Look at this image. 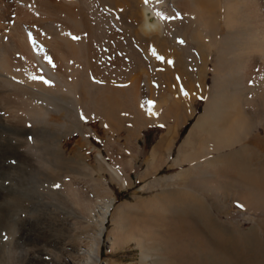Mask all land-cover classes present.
<instances>
[{"label":"bare ground","instance_id":"obj_1","mask_svg":"<svg viewBox=\"0 0 264 264\" xmlns=\"http://www.w3.org/2000/svg\"><path fill=\"white\" fill-rule=\"evenodd\" d=\"M211 18L220 34L235 38L229 59L237 65L243 99L249 101L244 109L257 108L252 100L260 107L252 121L229 99L224 119L228 124L221 129L209 122L211 106L217 103L208 100L207 113L197 126L228 144L249 137L253 126L264 128V0H0V146L16 156L12 162L0 161V236L9 235L6 241L0 239V264L5 263L2 254L7 250L6 263L15 264L13 242L22 222L32 227L37 240L38 264H100L106 233L110 249L123 241L114 229L108 230V222L112 216L119 227H128L121 208L125 204L117 205L113 189L95 177V170L77 175L81 161L64 156L58 130L75 126L88 138L91 130L84 121L100 118L108 123L120 96L133 94L149 101L151 122L160 123L148 69L171 49L192 56L195 48L194 58L203 62V73L212 70L216 83L217 64L226 55L210 34ZM187 76L191 80L190 72ZM205 84L206 79L200 84L201 95L209 98ZM84 99L92 109L102 104L107 112L103 117L87 116ZM171 131L168 126L153 149V161L172 141ZM29 138L35 147L27 146ZM255 140L264 153V136ZM168 154L173 157L172 149ZM119 171L113 173L121 179ZM202 206L189 205L188 211L203 223V233L212 235L215 231ZM180 211L173 212L179 217L188 213ZM184 218L182 228L199 234L191 224H196L194 218ZM155 226L156 235H162L165 226ZM136 235L143 260L152 255L159 259L160 237L154 238L153 246L144 233ZM215 244L226 258L212 262L211 255L201 253L193 259L200 264H258L250 253L234 252L219 239ZM30 259L34 264V254Z\"/></svg>","mask_w":264,"mask_h":264},{"label":"rangeland","instance_id":"obj_2","mask_svg":"<svg viewBox=\"0 0 264 264\" xmlns=\"http://www.w3.org/2000/svg\"><path fill=\"white\" fill-rule=\"evenodd\" d=\"M217 27L215 18H211L210 34L223 47L226 55L225 60L220 58L217 64L220 76L216 83L212 70L206 71V76L203 73V62L194 58L195 48H191L192 56L184 50L174 54V50L170 48L172 53L163 61L158 62L157 66H149L153 87L150 95L153 103L156 102L159 106L157 112L160 123L151 122L152 113L149 111V103H146L149 101L133 94L127 98V95L120 96L114 107L112 120L108 123L100 118L84 121V126L91 130L88 138L80 130H76L75 126L58 130L64 156L75 162L81 161L79 168L82 170H78L77 175L83 174L81 171L95 170V177L105 185L108 183L113 189L117 205L125 204L121 208L125 215L123 220L128 227H119L118 218L112 216L108 222V230L114 229L115 234L122 236L123 241L110 249L107 232L100 264H200L195 259L201 253L211 255L212 262H218L227 257L215 244L218 239L226 243L230 250L241 255L250 253L256 263H264V153L260 151L255 140L264 136V128L259 130L253 126L247 132L249 137L226 144L207 128L203 130L197 126L201 117L207 113L208 100L217 105L211 106L208 117L211 121L206 120L217 123V128L221 129L228 124L224 119L227 120L229 99L231 105L234 104L238 110H242L245 117L249 114L252 121L257 120L260 112L257 100H252L257 106L256 109H244L249 101L243 99L244 89L240 83L237 65L229 59L232 55L229 51L235 47V38L220 34ZM189 72L192 74L191 80L187 76ZM205 79V88L210 92L209 98L201 95L200 84ZM84 103L87 104L84 106L87 116L94 113L102 116L107 112L102 104L92 109V105L85 99ZM144 104L145 109L148 106L147 112ZM203 122L205 124L207 121ZM168 126L172 127V141L170 145L164 146L153 161L152 151L162 136L167 134ZM29 139L27 146L33 144L35 147V141ZM56 139L52 141L55 145ZM137 139L139 145L136 144ZM32 146L30 149L34 151ZM171 149L173 157L168 158ZM177 156L180 160L175 162ZM15 157L14 154L5 153L4 147L0 146V161L6 162L9 159L12 162ZM43 160L47 162V157H43ZM73 166L74 163L71 164ZM113 170L122 174L121 179ZM193 204L203 205L201 208L204 216L211 221L215 231L212 235L207 232L204 234L203 223H198L196 217L190 215L192 211H188V208ZM176 210H181V214L188 213L179 217L173 212ZM183 217L188 221L195 217L193 220L196 224H191L199 234L186 232L182 228ZM157 223L165 226L162 235L161 232L156 235ZM19 227V234L15 235L13 242L14 263L33 264L30 257L34 254V264H38L35 258L38 244L34 235H31L32 227L25 222ZM139 232L147 235L146 240L152 245L154 238L160 237L162 243L159 259L152 255L143 260L137 242L139 235L136 234ZM8 237L9 235H2L0 239L6 241ZM4 253L2 258L6 263L10 257L9 250Z\"/></svg>","mask_w":264,"mask_h":264},{"label":"snow or ice","instance_id":"obj_3","mask_svg":"<svg viewBox=\"0 0 264 264\" xmlns=\"http://www.w3.org/2000/svg\"><path fill=\"white\" fill-rule=\"evenodd\" d=\"M146 2H147V0H146Z\"/></svg>","mask_w":264,"mask_h":264},{"label":"crops","instance_id":"obj_4","mask_svg":"<svg viewBox=\"0 0 264 264\" xmlns=\"http://www.w3.org/2000/svg\"><path fill=\"white\" fill-rule=\"evenodd\" d=\"M173 152V151H172Z\"/></svg>","mask_w":264,"mask_h":264}]
</instances>
